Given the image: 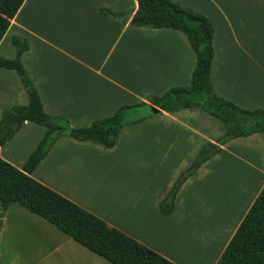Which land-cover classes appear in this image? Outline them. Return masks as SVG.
Segmentation results:
<instances>
[{
	"label": "crops",
	"instance_id": "crops-1",
	"mask_svg": "<svg viewBox=\"0 0 264 264\" xmlns=\"http://www.w3.org/2000/svg\"><path fill=\"white\" fill-rule=\"evenodd\" d=\"M174 1L213 23L216 93L243 109L264 110V0ZM137 10V0H26L0 42V57L17 56L14 37L26 41L21 60L45 111L88 127L121 106L149 104V97L191 83L197 55L187 36L134 26ZM129 13L131 19L119 17ZM28 104L18 73L0 68V121L3 109ZM151 112L125 126L113 148L59 139L32 177L175 264H217L264 188V132L221 146L163 215L160 205L181 174L226 127L199 107ZM45 134L44 126L26 121L0 146V157L21 169ZM15 204L5 212L0 206V220L15 213L37 223V246L28 252L33 264H106Z\"/></svg>",
	"mask_w": 264,
	"mask_h": 264
},
{
	"label": "trees",
	"instance_id": "trees-1",
	"mask_svg": "<svg viewBox=\"0 0 264 264\" xmlns=\"http://www.w3.org/2000/svg\"><path fill=\"white\" fill-rule=\"evenodd\" d=\"M25 1L0 0V42ZM137 2L138 10L132 19L134 26L168 28L187 36L197 55V66L190 85L172 87L161 96H151L148 98L149 104L142 102L121 106L111 116L95 120L88 127H73L67 118L52 116L45 111L39 92L21 60L29 45L21 38L14 37L17 56L14 59L0 57V68L18 73L28 93L29 104L3 109L0 146L11 140L26 121L44 126L46 134L21 169L0 157V204L3 212L13 203L20 205L112 264H175L32 177V173L61 138L113 148L125 126L139 124L146 119L145 116L128 119L134 109L154 106L161 110L157 114L151 112L155 116L162 112L174 113L199 107L220 120L226 132L216 143L207 144L200 150L193 165L181 174L162 201L161 213L170 215L183 184L203 163L220 152L221 146L235 138L264 132V110L243 109L215 91L212 79L215 28L212 21L174 0ZM101 12L116 17L111 11L101 9ZM217 264H264V188Z\"/></svg>",
	"mask_w": 264,
	"mask_h": 264
},
{
	"label": "rangeland",
	"instance_id": "rangeland-1",
	"mask_svg": "<svg viewBox=\"0 0 264 264\" xmlns=\"http://www.w3.org/2000/svg\"><path fill=\"white\" fill-rule=\"evenodd\" d=\"M245 88L246 85L244 86V89ZM150 112L151 110L148 107L137 108L131 111V113L128 116V119L134 120L139 117H144V115L149 114ZM13 208H17L20 210V208L23 207L21 206L19 207L18 204H15ZM21 210H24L25 212L31 215L30 211H28L27 209L23 208ZM132 213L134 212L130 210L129 214ZM137 217L138 216L136 215L135 218ZM36 224L37 223H35L33 219L29 220L22 216L18 217L15 213H11L10 215H7L4 221L0 220V256H1L0 264H33L34 263V258L31 257L28 252L30 250L35 249L37 246L36 235L38 234H37V230L33 229V226H35ZM45 224H47V226H52L50 225V223L46 221ZM3 225L5 226V230L1 232ZM31 232L34 234H31ZM41 233L42 235H44L45 230L41 231ZM98 258L100 259L101 262H105L106 264H108L107 261L101 258L100 256Z\"/></svg>",
	"mask_w": 264,
	"mask_h": 264
},
{
	"label": "water",
	"instance_id": "water-1",
	"mask_svg": "<svg viewBox=\"0 0 264 264\" xmlns=\"http://www.w3.org/2000/svg\"><path fill=\"white\" fill-rule=\"evenodd\" d=\"M121 19H131L132 18V14L129 13V14H126V15H122V16H119ZM151 111L154 112V113H159L161 112V110L157 107H154V106H151Z\"/></svg>",
	"mask_w": 264,
	"mask_h": 264
}]
</instances>
